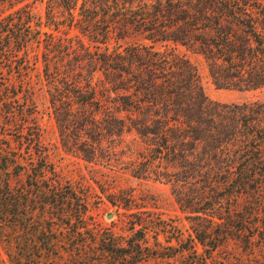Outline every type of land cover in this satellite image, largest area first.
<instances>
[{
    "label": "trees",
    "instance_id": "obj_1",
    "mask_svg": "<svg viewBox=\"0 0 264 264\" xmlns=\"http://www.w3.org/2000/svg\"><path fill=\"white\" fill-rule=\"evenodd\" d=\"M19 2L0 0V48L25 50L0 49L1 264L233 263L220 257L231 242L240 264H264V100L211 101L178 51L200 55L219 89L264 88V0H59L66 23L54 9L43 23ZM63 27L78 35L56 37ZM35 72L66 153L110 164L125 135L140 138L134 177L154 170L191 226L187 237L170 226L168 255L152 252L145 217L124 238L89 224V195L64 181L41 142Z\"/></svg>",
    "mask_w": 264,
    "mask_h": 264
},
{
    "label": "rangeland",
    "instance_id": "obj_2",
    "mask_svg": "<svg viewBox=\"0 0 264 264\" xmlns=\"http://www.w3.org/2000/svg\"><path fill=\"white\" fill-rule=\"evenodd\" d=\"M12 1L17 2V0ZM18 1L20 2L15 5L16 9L26 5L31 6L35 18L43 23H47L48 19L51 18L48 16L49 9H54L57 12L55 15L57 21L66 23L71 20L59 0ZM81 2L82 0H78V7ZM5 7L7 8V6ZM74 16L77 17V12ZM77 35V31L68 32L64 27L60 32H55V36L58 38H74ZM0 49L12 54L25 52V50L17 49V47ZM178 51L186 55L196 66L203 90L211 101L222 104H242L264 100V88L257 91L219 89L214 84L207 65L200 55L184 48H179ZM29 52L31 55L41 56L44 48L42 45H35L34 49L29 50ZM39 72L33 74L32 83L36 92L37 113L35 121L41 126V142L47 149L48 160L52 167L64 181L73 184L78 189L79 195H89V224L98 231H110L117 237L124 238L131 235V221L134 217H145L152 221L154 227L149 236V245L153 247L152 252L159 251L161 255L163 253L168 255L169 251L164 249L168 247L169 232L172 231L170 226L176 227V232L180 231L185 237L191 233V226L177 205L171 186L155 180L154 170L149 174H144V178L134 177L140 175V170L135 163L137 162L136 157L142 149L140 138L135 133L125 135L117 148L115 160L110 164L101 161L89 163L80 157L66 153L61 147L56 125L50 116L48 95L42 78L38 76ZM0 133H4L1 125ZM6 133H9L8 139H15L12 132L7 131ZM27 173H31V171L29 170ZM24 182L27 185V174L24 175ZM123 205H133L135 211H128L122 208ZM109 215H111L110 218H108ZM173 244L177 246L175 241ZM244 254L234 242L220 251L222 259L230 257L233 262L224 261L223 263L222 261V264H240V258ZM1 261L6 262L7 256L0 247V264ZM185 262H189V259L166 260L159 258L151 259L145 264H186Z\"/></svg>",
    "mask_w": 264,
    "mask_h": 264
},
{
    "label": "water",
    "instance_id": "obj_3",
    "mask_svg": "<svg viewBox=\"0 0 264 264\" xmlns=\"http://www.w3.org/2000/svg\"><path fill=\"white\" fill-rule=\"evenodd\" d=\"M110 217H111V215L108 216V218H110Z\"/></svg>",
    "mask_w": 264,
    "mask_h": 264
}]
</instances>
